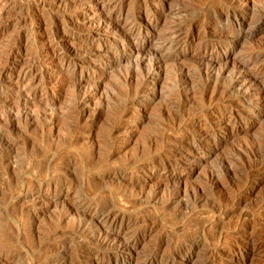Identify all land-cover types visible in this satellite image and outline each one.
I'll use <instances>...</instances> for the list:
<instances>
[{"label":"rangeland","instance_id":"1","mask_svg":"<svg viewBox=\"0 0 264 264\" xmlns=\"http://www.w3.org/2000/svg\"><path fill=\"white\" fill-rule=\"evenodd\" d=\"M223 1L162 0V3L166 9L173 7L181 12L175 16L186 23L184 34L191 36L194 31L200 32L202 17L208 9ZM143 2L152 0H107V11L124 23L135 6L145 4ZM240 3L258 8L264 5V0H241ZM99 10V6L88 0H0V68H3L0 69V264H52L51 256L65 250H68L66 257L59 264H113V260L104 258L101 251H85L82 246L92 245L90 238L73 233L79 218L78 211L72 206L74 201L84 205L107 200L114 204V215L125 214L131 220L137 218L136 224L129 229L118 223L116 231L121 238L135 230L143 231L133 248L122 253L129 264H142L140 255L159 239L170 242L186 239L184 242L189 245L192 238L201 243L183 264H264V150L259 143L264 140V112L256 109L264 106V82L261 86L253 85L246 96L233 92V97L227 95L221 100L223 94L220 96L215 86L225 77L204 93L200 85L207 77L197 70L200 64L205 65L214 58L219 59L221 67L231 68L244 48L264 49V25L253 27V22L247 19L250 23L247 35L222 34L220 40H231L232 47L226 43L218 49H199L196 44H190L175 60L155 68L144 92L135 96L147 65L131 56L104 66L103 62L114 60L120 51L128 53L130 50L120 48L123 39L118 31L100 28ZM199 16L202 18L199 24L191 26L190 22ZM168 21L162 17L158 26L164 27ZM139 39L143 51L149 55L155 45L154 35L151 32ZM215 39L219 40L218 37ZM67 48L71 50L68 61L63 60ZM91 55L94 57L90 58ZM82 58L85 59L82 61ZM182 67H186L192 77L186 85L175 73ZM27 70L31 73L23 84L28 87V92L30 90V97L26 104H21L19 78L20 73ZM182 84L189 90L184 92L181 100L178 97L175 103L170 102ZM127 89L129 93L125 92ZM208 100H211L209 104ZM165 104L170 110L169 114L166 110L167 118L179 112L180 118L193 119L194 123L186 127L180 124L182 130L170 128L166 118L163 122L160 116ZM119 107H124L120 108L122 112ZM21 110L28 111L31 116L19 115ZM7 111L13 115L17 112L12 123L6 120ZM219 114L222 115L221 122H211ZM184 134L189 137L185 138ZM194 134L196 136H192ZM153 138L158 140L155 142ZM148 142H151L150 146ZM145 144L149 147H144ZM238 144H241V151L237 149ZM156 145L159 146L154 150ZM253 152L254 156L250 155ZM234 153L239 155L234 157ZM2 157H6L3 162ZM233 167L236 174L227 175L226 169ZM220 169L222 171H218ZM237 173H244L240 179L245 183L240 181L238 184ZM213 174H218L217 177L227 175L226 179L235 175L230 179H234L235 184L231 186L226 181L217 187L219 189L209 191L212 195L203 204L200 202L194 208L180 210L188 198L187 192L203 187ZM168 175L173 177L164 178ZM232 187L234 194L230 190ZM172 190H179L181 195L167 204L165 200ZM127 191L134 194L135 197L128 194L133 203L125 202ZM153 192L157 195L153 196ZM176 213L179 215L175 217ZM89 214L97 220L105 217L94 208ZM198 220L207 223L201 231H196V235ZM165 244L167 242L163 249L169 248ZM153 264L166 263L157 261Z\"/></svg>","mask_w":264,"mask_h":264},{"label":"bare ground","instance_id":"2","mask_svg":"<svg viewBox=\"0 0 264 264\" xmlns=\"http://www.w3.org/2000/svg\"><path fill=\"white\" fill-rule=\"evenodd\" d=\"M241 0H224L222 3H218L217 5H215L213 8L211 9H208V12L207 14L204 15V17H196V19L192 20L191 18V22H190V25L191 26H196L198 25V21L200 19H202V22L200 24L199 27H201V30L200 32H196L194 31V34H192L191 36H186L184 33L186 30V23L184 21L179 20L177 19V17L175 15H180L181 12L178 11L177 8H165L163 3H162V0H152V2H148V3H145V4H142V3H139L138 5L135 6V9H134V12H132V15L124 22L122 23L121 20H119L118 17H115L111 11H107L108 9V4H107V0H88V3H91L92 5H97L99 6L100 10H101V15H100V23H101V26L100 28L102 27V29H105V30H112V31H118L121 36H122V42L120 43V48L123 47L124 50H130V52L128 53H120L118 55H116L114 57V60L112 61H109L107 63L103 62L104 66L105 65H114L115 62L119 61V60H122L124 58H129L131 56H136V58L139 60V62H143L147 65V71L145 72L144 76H143V79L142 81H138L139 83V88L138 90L136 91V93H134L135 96H138V94H141L144 92V88H145V85L148 84L146 83L148 78L151 77L155 72V68H162L164 66L167 65V62H172L173 60L176 59V57L179 56V54L186 48L188 47L190 44H196L197 48L199 49H203V48H211V49H218L219 47L223 46L224 44H228L229 46H231V40L228 42L226 41H223V40H220L221 39V35L224 34V33H228L230 32L232 35H242V34H245L247 35V33L249 32L250 30V27L248 26L250 23L248 22L247 19L251 20L254 24L253 27H260L262 25H264V5L262 7H246L244 6V4H241L240 3ZM202 2V1H201ZM220 2V1H219ZM190 5V4H189ZM258 6V5H257ZM99 10V11H100ZM178 15V16H179ZM162 17H165L167 18L169 21H168V24L164 27H159L158 26V21L161 20ZM176 17V18H175ZM252 22H251V26H252ZM196 29V28H195ZM199 29V28H198ZM100 31V30H99ZM154 35V42H155V45H154V48L149 51V55H146L147 52H144L143 51V44H142V41L139 39L140 37L142 38H145L149 33H151ZM229 33V34H230ZM70 34V33H69ZM63 35V34H62ZM60 35V36H62ZM91 35V34H90ZM136 37V38H135ZM218 37V41H215ZM240 37V36H239ZM215 39V40H214ZM233 43V42H232ZM59 45V44H58ZM11 46V45H10ZM15 46V44H14ZM18 46V45H17ZM195 46V47H196ZM63 47V45H62ZM65 47V46H64ZM232 47V46H231ZM255 47V46H254ZM260 47V46H259ZM119 48V46L117 47ZM262 48H264L262 46ZM14 49V48H13ZM68 49V48H67ZM76 49V48H75ZM242 50V49H241ZM67 51V52H66ZM65 54L63 55V60H66L68 61L69 59V55H70V49L66 50ZM77 52V51H76ZM72 55V54H71ZM181 55V54H180ZM2 57V56H1ZM0 57V58H1ZM90 58H93L94 56L91 55L89 56ZM9 58V56H8ZM113 58V57H112ZM7 59V58H6ZM83 59L85 58H82V61ZM60 60V59H59ZM62 60V62H63ZM74 60V59H73ZM108 60V59H107ZM212 60V59H211ZM263 60H264V49H261V48H244V50H242V52H240V55H239V58L234 62L233 66H231V68H228V67H221L220 65V61L218 58H214L212 61L210 62H207V64L205 65H199L197 67V70H198V73L200 74H205V76L207 77L206 78V81H204L202 83V85H200L199 87L202 89V91L205 93L207 92V90H209V86H212V84L214 83H217V81H221V78H224L225 79H222L221 83L219 84H216V92L220 94H223V96H221V100L223 98H226L227 95H231L233 92H236L237 94H242V96H246L248 91L252 88L253 85L257 86V85H262L263 82H264V63H263ZM7 60H5L6 62ZM204 61V60H203ZM2 62V61H1ZM4 62V61H3ZM4 62V64H5ZM71 62V61H70ZM76 62V61H75ZM64 63V62H63ZM206 63V62H205ZM35 66V65H34ZM98 66H100L98 64ZM2 67H3V64H2ZM0 69H3V68H0ZM101 69V68H100ZM116 69V68H115ZM6 70V69H5ZM32 70V69H31ZM8 71V70H7ZM188 69H186V67H182V69L179 71V72H175L177 73L180 78L183 80V83L187 84L189 83L190 81H192V77H189L188 75ZM228 71V72H226ZM181 72H183V74H181ZM227 73L225 74L224 76V73ZM29 73H31L30 71H25V72H22L20 73V90H19V100L21 102V104L25 103L28 100V98L30 97L28 93H30V90L28 92V87L23 84L25 82V80L27 79ZM174 73V75H175ZM132 75V73H131ZM3 76V74H2ZM0 77H1V74H0ZM134 77V76H133ZM2 78V77H1ZM2 80V79H1ZM180 81V80H179ZM201 82V81H200ZM185 84V85H186ZM191 84V83H190ZM200 84V83H199ZM213 84V85H214ZM185 85H181V87L179 88L178 91H176V95H173V97L171 98V101L170 102H176V100H178V97L182 98L184 92H187L189 90V88ZM198 85V84H197ZM118 86V85H117ZM189 86V85H188ZM247 86V87H246ZM132 87V86H131ZM179 87V86H178ZM199 87L198 90H199ZM246 87V88H245ZM119 88V87H118ZM176 88V87H175ZM188 88V89H187ZM192 88V87H191ZM209 88V89H208ZM260 88V87H259ZM132 89V88H131ZM134 89V88H133ZM132 89V90H133ZM136 89V88H135ZM211 89H214V88H211ZM16 90V89H15ZM126 90V89H124ZM131 90V91H132ZM195 90V89H194ZM197 90V89H196ZM123 91V90H122ZM129 90L127 89V91L125 92H128ZM193 91V90H192ZM191 91V92H192ZM201 91V90H200ZM198 91V92H200ZM130 92V91H129ZM128 92V93H129ZM202 92V93H203ZM211 92H214V91H211ZM251 92V91H250ZM174 93V94H175ZM195 93V92H194ZM235 93V94H236ZM16 94V93H15ZM126 94V93H125ZM212 94V93H211ZM250 94V93H249ZM111 95V94H110ZM127 95V94H126ZM125 95V96H126ZM130 95V94H129ZM128 95V96H129ZM133 95V96H134ZM209 95H210V92H209ZM233 95V94H232ZM231 95V96H232ZM132 96V95H131ZM197 96V95H196ZM203 96V95H202ZM211 96V95H210ZM219 96V95H218ZM115 97V96H114ZM121 96H119L118 98H120ZM191 97V96H190ZM203 97H206V96H203ZM213 97V96H212ZM223 97V98H222ZM230 97V96H228ZM233 97V96H232ZM8 98V97H7ZM122 98V97H121ZM120 98V99H121ZM130 98V96H129ZM214 98V97H213ZM244 98V97H243ZM86 99V97H85ZM117 99V98H116ZM123 99V98H122ZM128 99V98H127ZM190 99V98H189ZM212 99V98H211ZM219 99L216 97V100ZM240 99V98H238ZM245 99V98H244ZM247 99V98H246ZM250 99V97H249ZM200 100V99H199ZM206 100V99H205ZM215 100V101H216ZM220 100V101H221ZM169 101V100H168ZM184 99H182V103H183ZM193 101V100H192ZM211 101V100H210ZM208 100V104L210 102ZM214 101V99L212 100ZM122 102V101H121ZM164 102V101H163ZM168 102V103H170ZM205 102V101H204ZM232 102V101H231ZM263 102V101H262ZM109 103V102H108ZM124 103V102H123ZM180 104V101L178 102ZM188 103V101H187ZM201 103V102H200ZM213 103V102H212ZM215 103V102H214ZM236 103V102H235ZM264 103V102H263ZM18 104V102H17ZM111 104V103H110ZM170 104H173V103H170ZM189 104V103H188ZM199 104V103H198ZM203 104V103H202ZM201 104V105H202ZM217 104V103H216ZM219 104V103H218ZM162 105V104H161ZM166 105V104H165ZM183 105V104H182ZM185 105V104H184ZM200 105V106H201ZM206 105H207V102H206ZM215 105V104H214ZM220 105V104H219ZM225 105V104H224ZM229 105H231L229 103ZM259 105V103H258ZM25 106V105H24ZM169 106V105H168ZM173 106V105H171ZM194 106V105H193ZM211 106V104H210ZM218 106V105H217ZM226 106V105H225ZM184 107V106H183ZM189 107V105L187 106ZM196 107V106H195ZM194 107V108H195ZM199 107V105H198ZM203 107V106H202ZM25 108V107H24ZM116 108V107H115ZM121 107H119L120 109ZM124 108V107H123ZM121 108V109H123ZM158 108H161V107H158ZM175 108V107H174ZM21 109V108H19ZM120 109V110H121ZM170 109V108H169ZM173 109V108H172ZM184 109V108H183ZM182 109V110H183ZM188 109V108H187ZM190 109V107H189ZM196 109V108H195ZM194 109V110H195ZM227 109V108H226ZM225 109V110H226ZM255 109V108H254ZM256 109L259 110V112H264V106L263 105H260L258 107H256ZM115 110V109H114ZM159 110V109H158ZM163 111L161 112L160 116L161 118H166V124L168 126H171L170 128H174V127H178L180 128L182 125L185 126L189 123H194L193 119H190V118H186V117H181L179 116V112L178 114L176 115V112L175 114L172 115L171 113V117L170 118H167L166 116V110L168 111L167 114H169V111L168 110V107L166 105V108L162 109ZM174 110V109H173ZM224 110V109H223ZM248 110V109H247ZM11 111V110H10ZM16 111V110H15ZM77 111V110H76ZM75 111V112H76ZM116 112L117 109L115 110ZM124 111V110H123ZM176 111V109H175ZM12 112V111H11ZM79 112V111H78ZM77 112V114H78ZM120 112V111H119ZM122 112V110H121ZM159 112V113H160ZM184 112V111H183ZM185 112H186V109H185ZM199 112V111H198ZM257 112V110H256ZM19 115H26V116H31V113H28V111H24V110H21L19 111ZM45 113V112H44ZM158 113V114H159ZM181 113V112H180ZM195 113V112H194ZM201 113V112H200ZM200 113H197V114H200ZM203 113V112H202ZM221 113V111H220ZM5 114V113H4ZM3 114V115H4ZM6 120H8L10 123H12V117L14 115H17V112L16 114H11L9 113L8 114V111L6 113ZM122 114V113H121ZM127 114V113H126ZM157 114V115H158ZM233 114V113H232ZM255 114V113H254ZM34 115V114H33ZM79 115V114H78ZM187 115V114H185ZM184 115V116H185ZM194 115V114H192ZM244 115V114H243ZM44 116V115H43ZM80 116V115H79ZM117 116V114H116ZM115 116V117H116ZM191 116V115H189ZM187 116V117H189ZM202 116V115H201ZM250 116V115H249ZM254 116V115H253ZM73 117V115H72ZM158 117V116H157ZM236 117V116H235ZM251 117V116H250ZM249 117V118H250ZM5 118V117H4ZM74 118V117H73ZM160 118V117H158ZM160 118V121L162 122V119ZM199 118V117H198ZM201 118V117H200ZM36 119V118H35ZM76 119V118H75ZM221 119H222V115H216L213 117L212 121H217V122H221ZM236 119V118H235ZM248 119V118H246ZM74 120V119H73ZM158 120V119H157ZM205 120V119H204ZM210 120V119H209ZM208 120V121H209ZM234 120V119H233ZM238 120V119H237ZM244 120V119H243ZM3 121V120H2ZM5 121V120H4ZM45 122V121H44ZM159 122V121H158ZM165 122V119L164 121ZM205 122V121H204ZM9 123V124H10ZM157 123V122H156ZM210 123V122H209ZM160 124V122H159ZM164 124V123H163ZM182 124V125H180ZM218 124V123H217ZM7 125V124H6ZM112 126V125H111ZM160 126V125H159ZM189 126V125H188ZM191 126V125H190ZM209 126V124H208ZM212 126V125H211ZM233 126V125H232ZM186 127V126H185ZM184 127V128H185ZM262 127V126H261ZM166 128V127H165ZM164 128V129H165ZM189 128V127H187ZM203 128V127H202ZM212 128V127H211ZM72 129V128H71ZM168 129V128H167ZM177 129V128H176ZM181 129V128H180ZM179 129V130H180ZM186 129V128H185ZM192 129V128H191ZM112 130V129H111ZM156 130V129H155ZM160 130V129H159ZM157 130V132L159 131ZM166 130V129H165ZM164 130V131H165ZM182 130V129H181ZM190 130V129H189ZM188 130V131H189ZM183 131L185 132L186 130L183 129ZM205 131V130H204ZM3 132V131H2ZM155 132V131H154ZM160 132V131H159ZM158 132V133H159ZM162 132V130H161ZM177 132V131H176ZM187 132V131H186ZM150 133V132H149ZM157 133V134H158ZM181 133V131H180ZM204 133V132H203ZM208 133V132H207ZM206 133V134H207ZM216 133V132H215ZM214 133V134H215ZM161 134V133H159ZM163 134V133H162ZM161 134V135H162ZM205 134V133H204ZM205 134V135H206ZM236 134V133H235ZM160 135V137H162ZM203 135V134H202ZM216 135V134H215ZM151 136V135H150ZM158 136V135H157ZM192 136H196L195 134L192 135ZM229 136V135H228ZM153 137V136H152ZM163 137H166L165 135ZM184 137L185 138H188L189 137V134H184ZM211 137V136H210ZM262 137V136H261ZM151 138V137H150ZM157 138V137H155ZM174 138V137H173ZM206 138V137H205ZM257 138V137H256ZM260 138V136H259ZM196 139V138H195ZM108 140V139H107ZM146 140V139H145ZM153 140H155L153 138ZM158 140V139H157ZM155 140V142L157 141ZM170 141L171 140H174V139H169ZM192 140V138H191ZM238 140V139H237ZM249 140V139H248ZM151 141V139H150ZM176 141V140H175ZM210 141V140H209ZM257 141V139H256ZM154 142V141H153ZM152 142V143H153ZM179 142H182V141H179ZM184 142V141H183ZM213 142V141H212ZM245 142V141H244ZM248 142V141H247ZM259 142V140H258ZM2 143V142H1ZM104 143V142H103ZM108 143V142H106ZM168 143V142H167ZM188 143V142H187ZM260 147L263 148L264 150V140L263 141H260ZM11 144V143H10ZM148 145L150 144L151 145V142L147 143ZM145 144L144 147L146 146V148H148L149 146ZM155 144V143H154ZM237 144V143H236ZM243 144V143H241ZM241 144H238V146ZM248 144V143H247ZM250 145V144H248ZM245 144V146H248ZM104 146V145H103ZM148 146V147H147ZM159 145H156V146H152L153 149ZM237 146V147H238ZM240 146L239 148L237 149H240ZM244 146V147H245ZM253 146V145H252ZM256 146V145H255ZM171 147V146H170ZM236 147V146H235ZM251 147V145L249 146ZM151 148V147H150ZM242 148V147H241ZM247 148V147H246ZM254 148V147H253ZM173 149V148H172ZM243 149V148H242ZM256 149V148H255ZM259 149V148H258ZM45 150V149H44ZM53 150V149H52ZM56 150V148H55ZM143 150V149H141ZM140 150V151H141ZM151 150V149H150ZM155 150V149H154ZM165 150V149H164ZM233 150V149H232ZM235 150V149H234ZM244 150V149H243ZM249 150H252L249 148ZM40 151V150H39ZM139 151V152H140ZM149 151V150H148ZM241 151V149L239 150ZM144 152V150H143ZM146 152V151H145ZM154 152V151H153ZM252 152V151H251ZM237 153V152H236ZM234 153V157L236 156ZM248 153V152H247ZM135 154V153H134ZM152 154V153H150ZM232 154V153H231ZM242 154V153H241ZM245 154V152H244ZM141 155L142 154V151H141ZM147 155V153H146ZM154 155V154H153ZM239 154H237L238 156ZM248 155V154H247ZM252 156H254V152L253 154H250ZM257 155V154H256ZM264 155V154H263ZM144 156V155H143ZM149 156V154H148ZM161 156V155H159ZM224 156V155H223ZM236 156V157H237ZM146 157V156H145ZM165 157V155H164ZM230 157V156H229ZM233 157V156H232ZM247 157V156H246ZM259 157V156H258ZM6 157H2L1 158V161L3 162L5 160ZM41 158V157H40ZM135 158V156H134ZM144 158V157H143ZM147 158V157H146ZM157 158V157H156ZM242 158V157H241ZM244 158V157H243ZM242 158V159H243ZM248 158V157H247ZM47 159V158H46ZM51 159V158H50ZM137 159H139L137 157ZM229 159V158H227ZM232 159V158H230ZM238 159V158H237ZM240 159V158H239ZM250 159V158H249ZM254 159V158H253ZM135 160V159H134ZM151 160V159H150ZM153 160V159H152ZM222 160V158H221ZM96 161V160H94ZM98 161V159H97ZM224 161H226L224 159ZM228 161H231V160H228ZM235 162H238L236 161V159L234 160ZM244 161V160H243ZM243 161L241 163H243ZM250 161V160H248ZM256 161V160H255ZM131 162V161H130ZM222 162V161H221ZM234 162V164H235ZM240 162V161H239ZM238 162V163H239ZM246 162V160L244 161ZM254 162V161H253ZM49 163V162H48ZM135 163V162H134ZM151 163V162H150ZM228 163V162H227ZM233 163V162H232ZM248 163V162H247ZM250 163V162H249ZM258 163V162H257ZM47 164V163H46ZM132 164V163H130ZM225 164V163H224ZM231 164V163H230ZM253 164V163H252ZM251 164V165H252ZM260 164V162H259ZM263 163L261 162V165ZM133 165V164H132ZM135 165V164H134ZM167 165V164H166ZM237 165V164H236ZM236 165L234 167H236ZM239 165H242V164H239ZM47 166V165H46ZM222 166V165H221ZM220 166V168H221ZM255 166V164H254ZM42 167V166H41ZM44 167V166H43ZM47 167L50 168V166L48 165ZM227 167V165H226ZM233 167V169L231 168H224L226 169V174H230L232 172H236L235 168ZM242 167V166H240ZM239 167V168H240ZM245 167V166H243ZM247 167V166H246ZM252 167V166H251ZM238 168V167H236ZM255 168V167H254ZM223 169V170H224ZM235 169V170H234ZM241 169V168H240ZM247 169V168H246ZM42 170V169H41ZM48 170V169H47ZM234 170V171H232ZM244 170V169H242ZM214 171V170H213ZM218 171H222L221 169L218 170ZM217 171V172H218ZM244 172V171H243ZM249 172V171H248ZM215 173H216V170H215ZM239 173H242V172H239ZM246 173V172H245ZM251 173V171H250ZM233 174V173H232ZM236 174V173H235ZM238 174V173H237ZM244 174V173H243ZM243 174H241L243 176ZM248 174V173H246ZM115 175V174H114ZM218 175V174H217ZM217 175H208L209 179H207L205 181V183H203V187H196L194 189H192L191 191L187 192V199L184 200L183 204L181 205V209H187V208H191L193 206H196L198 205L200 202L202 203L204 200L206 201V199H208L209 195L211 196L212 194L209 193V191H212L214 190L215 188L221 186L222 183L224 182H228L230 183L229 185L233 186L235 184V182L233 180H230L232 179V177L234 178V176L230 177V179L227 177L224 178L222 177H217ZM222 175H224V173H222ZM231 175V174H230ZM239 175V174H238ZM241 175H239V179L241 177ZM250 175V174H249ZM221 176V175H220ZM237 176V175H236ZM168 177H173L171 175H168L164 178H168ZM246 177V176H245ZM245 177H242L243 179ZM59 178V177H58ZM159 178V177H158ZM207 178V177H206ZM157 179V178H156ZM229 179V180H228ZM249 179V178H247ZM52 180V179H51ZM166 180V179H165ZM54 181V180H53ZM242 181L241 179L239 180L238 184H240ZM245 181V180H244ZM159 182V181H158ZM226 182V183H227ZM236 182V184H237ZM246 182V181H245ZM242 181V184L245 183ZM166 183V182H165ZM65 184V183H64ZM71 184V183H70ZM167 185V184H166ZM63 186V184H62ZM70 186V185H69ZM235 191H236V188L237 186L234 187ZM241 188V187H240ZM248 188V187H247ZM173 189V188H172ZM219 189V188H217ZM238 189H239V186H238ZM237 189V190H238ZM220 190L222 191V189L220 188ZM227 190V189H226ZM229 190V189H228ZM227 190V191H228ZM231 191H233V187L232 189H230ZM241 191V189H239ZM246 190V189H245ZM244 190V192H245ZM122 191V190H121ZM170 191V190H169ZM167 191V192H169ZM219 191V190H218ZM225 191V190H224ZM225 191V192H227ZM232 194H234V192ZM128 192V191H127ZM162 192V191H161ZM224 192V193H225ZM123 193V192H122ZM121 193V194H122ZM130 192H128L126 194V197L123 200L125 201L126 203L128 202H131L132 199L130 198V196L128 195ZM132 193V192H131ZM130 193V195H131ZM138 193V192H137ZM183 193V192H182ZM213 193V192H212ZM216 193H217V190H216ZM230 193V194H231ZM237 193H239L237 191ZM243 193V192H242ZM241 193V194H242ZM139 194V193H138ZM168 194V193H167ZM166 194V195H167ZM229 194V193H228ZM123 195V194H122ZM132 195L134 196V194L132 193ZM136 195V194H135ZM146 195V194H145ZM157 195L156 192H153V196ZM165 195V196H166ZM177 195H181L179 193V190H175V191H171L169 193V197L167 198L166 203L167 204H171L175 201V199H177ZM124 196V195H123ZM139 196H141L139 194ZM235 196V195H234ZM237 196V195H236ZM241 196V195H240ZM135 197V196H134ZM146 197V196H145ZM150 197H152L150 195ZM157 197V196H156ZM227 197V196H226ZM101 198V197H100ZM154 198V197H153ZM152 198V199H153ZM237 198V197H236ZM138 199V198H137ZM184 199V198H183ZM213 199V198H212ZM228 199V197H227ZM225 199V200H227ZM231 199L233 200L232 198V195H231ZM230 199V200H231ZM224 200V201H225ZM237 200V199H236ZM239 200V199H238ZM164 201V202H165ZM180 201V200H179ZM210 201V200H209ZM216 201V200H215ZM219 201V200H218ZM124 202V203H125ZM212 202V201H211ZM231 202V201H230ZM233 202V201H232ZM235 202V201H234ZM233 202V203H234ZM238 202V201H236ZM133 203V202H131ZM218 203V202H216ZM255 203V202H254ZM203 204V203H202ZM214 204V203H212ZM220 204V201L218 203V205ZM113 203L111 201H104V202H94V203H87V204H84V205H77L76 202L74 201L72 206H73V209H76L78 211V215H79V218L78 220L76 221V224H75V228H74V232L73 233H77V234H83L87 237L90 238L91 240V243L92 245H87L85 244L83 247V249L85 251H88V252H93V251H101L102 252V256H104V258H108L109 260H113V264H129L127 262V259L126 257H124L122 255V253L128 251L129 249H132L133 246L135 245L136 241L139 239V237L141 236V234L143 233V231H141L139 228V230H135L134 232L130 233L127 237L125 238H121L117 231H116V227L118 225V223L120 222L121 225H124L125 228H128L133 227V225H135L137 222V218L136 220H131V217H127L125 214L121 215V216H118V215H114V210L112 209L113 208ZM210 205V204H209ZM215 205V204H214ZM260 205V204H259ZM264 205V204H263ZM71 206V207H72ZM118 206V205H117ZM165 206V205H164ZM205 206V205H204ZM221 206V204H220ZM202 207V206H201ZM212 207V206H211ZM214 207V206H213ZM225 207V206H224ZM263 207V206H262ZM95 209V212L97 211H101L104 213L105 217L102 219V220H97L93 215H90L89 212L92 210V209ZM120 208V207H119ZM194 208V207H193ZM221 208V207H220ZM219 209V208H218ZM216 208V210H218ZM113 210V211H112ZM202 210V209H201ZM221 210V209H219ZM94 211V210H93ZM203 211V210H202ZM222 211V210H221ZM71 212V211H70ZM184 212V211H183ZM120 213V212H119ZM174 213V212H173ZM180 213V211L178 212ZM176 213L175 214V217L178 216L179 214ZM186 213V212H185ZM68 216V215H67ZM182 217V216H181ZM200 217V216H199ZM198 217V218H199ZM208 217V216H207ZM193 218H196V217H193ZM197 218V219H198ZM203 218V216H202ZM206 218V217H204ZM133 219V218H132ZM180 219V218H179ZM201 219V218H200ZM141 220V219H140ZM175 220V219H174ZM189 220V219H188ZM204 220V219H203ZM139 221V220H138ZM142 221V220H141ZM190 221V220H189ZM192 221V220H191ZM132 222V223H131ZM143 222V221H142ZM147 222V221H146ZM155 222V221H154ZM193 222V221H192ZM145 223V222H144ZM148 223V222H147ZM207 223V222H205ZM204 221H200L198 220L197 223H196V230L194 231L196 233V231H201V229L205 228L204 227ZM139 224H141L139 222ZM137 223V225H139ZM149 224V223H148ZM136 225V226H137ZM147 225V224H146ZM131 227V228H132ZM135 227V226H134ZM139 227V226H138ZM51 228V227H50ZM137 228V227H135ZM127 229V230H128ZM192 229V230H193ZM132 230V231H133ZM145 230V229H144ZM192 233V231H191ZM194 233V234H195ZM253 233V232H252ZM192 233V235H194ZM216 234V233H215ZM191 235V234H190ZM197 235V233H196ZM260 235V234H259ZM189 236V234H188ZM247 236V235H246ZM250 236V237H249ZM248 237L249 238H254L253 235H249ZM257 236V235H256ZM186 237V236H185ZM195 237V236H194ZM187 238V237H186ZM191 238V237H190ZM247 238V237H246ZM249 238H247L249 240ZM232 239V238H231ZM186 240V239H185ZM184 240V241H185ZM192 242L189 243V245L187 243H185L183 240H175L173 242H170L169 240H165V239H159L158 241L155 242L154 246L149 248L146 252L142 253L140 256H141V260H142V264H153L157 261H160L161 263H168V264H183L185 261L188 260L189 256L192 257L193 253H194V248L199 244L201 243L200 241L192 238L191 239ZM219 240V239H218ZM230 240V239H229ZM45 242V241H44ZM169 245V248L167 247H164L165 249L167 248L168 250H165L163 249V244L166 243ZM248 242V241H246ZM243 243V242H242ZM250 243V242H249ZM165 244V245H167ZM253 244V243H252ZM167 245V246H168ZM242 245V244H241ZM246 245V244H245ZM255 245V244H254ZM254 247V246H253ZM256 247V246H255ZM64 248V247H63ZM56 249V248H55ZM147 249V248H146ZM203 249V248H202ZM54 250V249H52ZM58 250V249H57ZM198 250V249H197ZM56 251V250H55ZM60 251V250H59ZM68 251V250H67ZM67 251H63L61 254H57L55 253V255H52L51 256V261H56L57 263L60 262L61 260H63L65 257H66V254H67ZM196 252V251H195ZM215 253V252H214ZM95 254V253H94ZM202 254V253H201ZM228 254V253H227ZM100 255V254H99ZM196 255V254H195ZM199 255V254H197ZM232 255V254H231ZM201 256V255H200ZM207 257V256H206ZM234 257V256H233ZM198 258V257H197ZM71 259V257H70ZM138 260V259H137ZM50 261V262H51ZM75 261V260H74ZM53 262V263H54ZM55 262V264H56ZM70 262V261H69ZM188 262V261H187ZM52 263V264H53ZM80 263V262H79ZM95 262H92L91 264H93ZM59 264V263H58ZM77 264V263H76Z\"/></svg>","mask_w":264,"mask_h":264}]
</instances>
